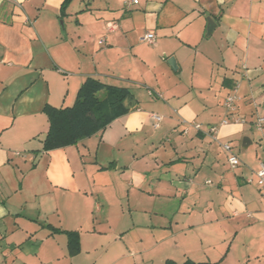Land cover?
Instances as JSON below:
<instances>
[{
	"label": "crops",
	"instance_id": "1",
	"mask_svg": "<svg viewBox=\"0 0 264 264\" xmlns=\"http://www.w3.org/2000/svg\"><path fill=\"white\" fill-rule=\"evenodd\" d=\"M126 1L0 0V264H264V0ZM88 77L137 108L45 151Z\"/></svg>",
	"mask_w": 264,
	"mask_h": 264
},
{
	"label": "trees",
	"instance_id": "2",
	"mask_svg": "<svg viewBox=\"0 0 264 264\" xmlns=\"http://www.w3.org/2000/svg\"><path fill=\"white\" fill-rule=\"evenodd\" d=\"M69 0H66V2ZM138 101L127 87L107 84L99 78L88 77L82 84L75 103L68 107L47 105L45 111L50 127L44 139L45 151L75 144L104 131L116 118L136 109ZM55 230H60L55 228ZM70 246L79 248V235L68 231ZM168 264H178L168 261ZM182 264H214L187 260Z\"/></svg>",
	"mask_w": 264,
	"mask_h": 264
},
{
	"label": "built area",
	"instance_id": "3",
	"mask_svg": "<svg viewBox=\"0 0 264 264\" xmlns=\"http://www.w3.org/2000/svg\"><path fill=\"white\" fill-rule=\"evenodd\" d=\"M127 5H130L131 3H138V0H127L126 1ZM108 26H109V29L110 30H113L117 24L116 22H109L108 23ZM155 39H156V36L154 33H151V32H148L146 33L143 37H142V40L148 42V43H154L155 42ZM99 43L101 45H104L106 44V38L103 37L99 40ZM237 89H238V85L235 87V93H233L232 95H230L226 101H225V107L227 109V116L225 118H223L219 124H215V125H210L208 127V132L209 134H211V136L214 138V139H218V133H219V128L220 126L222 125H226L230 122H244V119L242 118H238V117H233V114H234V111H235V108H236V102L238 101V99L240 98L237 94ZM232 115V116H231ZM152 118H153V121H154V126L157 128L160 126L162 120H163V116L160 115V114H157V113H154L152 115ZM191 126H193L195 129L197 130H201L203 128V124L202 123H199V122H192L191 123ZM257 127L259 130H262L263 127H264V115L260 116L257 120ZM222 146L224 147V149L226 151L229 152V155H228V161L231 165L232 168H237L238 166L241 165L242 161L239 157L238 154L234 153L232 151V146L231 144L229 143H224L222 144ZM256 183H257V186L260 188V191L262 193V196L264 197V161H261L260 162V168L259 170H257L256 172ZM247 181L249 183H253L255 181V179L253 177H249L247 179ZM208 183H210V181L208 180L207 181Z\"/></svg>",
	"mask_w": 264,
	"mask_h": 264
},
{
	"label": "water",
	"instance_id": "4",
	"mask_svg": "<svg viewBox=\"0 0 264 264\" xmlns=\"http://www.w3.org/2000/svg\"><path fill=\"white\" fill-rule=\"evenodd\" d=\"M209 21H210L211 23H213V19H212V18H209ZM210 30H211V29H210ZM169 62H170L173 66H176V61H175L174 58H171ZM172 62H173V63H172ZM174 63H175V65H174ZM246 140H248L249 142L251 141L249 138H245V139H244V143H245Z\"/></svg>",
	"mask_w": 264,
	"mask_h": 264
},
{
	"label": "rangeland",
	"instance_id": "5",
	"mask_svg": "<svg viewBox=\"0 0 264 264\" xmlns=\"http://www.w3.org/2000/svg\"><path fill=\"white\" fill-rule=\"evenodd\" d=\"M239 157H240V156H239ZM226 169H227V171H228V169H229V168H228V167H226ZM231 169H232V168H231Z\"/></svg>",
	"mask_w": 264,
	"mask_h": 264
}]
</instances>
